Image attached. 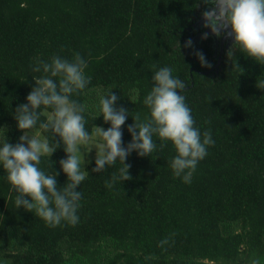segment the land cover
I'll return each mask as SVG.
<instances>
[{"label": "trees", "instance_id": "16d2710c", "mask_svg": "<svg viewBox=\"0 0 264 264\" xmlns=\"http://www.w3.org/2000/svg\"><path fill=\"white\" fill-rule=\"evenodd\" d=\"M210 7L202 0H0V142L19 143L14 113L42 75L32 71L37 62L71 60L75 53L91 77L72 97L86 106L87 130L110 127L102 115L94 117L111 91L118 97L114 106L129 112L121 126L126 147L132 117L148 113L143 100L153 74L171 67L187 83L180 94L194 127L202 139L209 130L214 141L190 183L170 167L171 143L161 148L155 136L156 151L144 157L132 151L125 161L131 179L111 188L105 182L122 164L94 173L95 160L89 161L77 187L75 226L48 227L34 212L16 208L0 167V264H264V90L256 87L264 65L239 49L229 52L232 39L213 68L220 38L196 41L206 28H195ZM40 111L44 120L51 109ZM63 148L49 157L57 188L67 182L59 164ZM40 167L49 171L46 158Z\"/></svg>", "mask_w": 264, "mask_h": 264}, {"label": "clouds", "instance_id": "9594fccd", "mask_svg": "<svg viewBox=\"0 0 264 264\" xmlns=\"http://www.w3.org/2000/svg\"><path fill=\"white\" fill-rule=\"evenodd\" d=\"M205 5H213L211 10L204 11L202 17L204 28H209L216 37L227 35L233 39L229 52L233 49L264 65V0H202ZM207 38V33L202 39ZM185 47L191 46L187 41ZM202 67H211L202 53H194ZM87 62L75 53L71 60L53 56L50 62L38 61L33 72L42 73L33 78L35 86L26 97V103L15 109L14 119L17 128L23 134L19 143L13 145L4 138L0 142V167L7 173L10 192L15 194L16 208L34 212L48 227H56L62 221L75 226L79 222L77 210L80 207L81 193L77 187L87 178L83 165L87 163L81 154V148L87 153L95 149V167L92 172L98 173L107 166L122 164L119 175L113 174L106 186L111 188L117 181L131 179L128 174L130 165L125 161L132 151L140 157L150 156L157 149L155 136L160 147L170 142L176 155L170 161V167L176 177L190 183L192 173L200 160L207 155L206 146L214 144L211 132L205 130L203 139L200 131L194 127L195 121L191 109L180 93L187 83L173 76L171 67H161L152 76L151 90L143 100L148 113L141 119L137 113L132 117L133 123L128 126L131 142L122 147L121 126L129 116L124 108H116V94L108 92L99 100V114L110 127L104 130L94 127L85 128L83 115L86 106L78 103L73 96L79 95L91 81L85 74ZM256 87L264 90V80L256 82ZM181 90V91H177ZM40 109H51L47 117L41 120ZM93 118V119H94ZM38 130L33 131L34 129ZM50 133L59 137V143H52ZM63 144L66 158L59 161L60 168L66 174L67 182L57 188V172L52 171L53 162L49 157ZM42 158L48 160L49 171L40 167ZM167 243L162 240L160 246ZM251 264H260L253 259Z\"/></svg>", "mask_w": 264, "mask_h": 264}, {"label": "water", "instance_id": "95a60500", "mask_svg": "<svg viewBox=\"0 0 264 264\" xmlns=\"http://www.w3.org/2000/svg\"><path fill=\"white\" fill-rule=\"evenodd\" d=\"M209 10H211V9H209ZM203 20H204L203 17H201L200 20L198 21L197 25L195 26V28H199L201 25H203L202 24L203 23ZM223 31H224V35H222L220 37V39H219V54L217 56V62L214 65L213 68H215L217 66V64L219 63L220 55H221V52H222V49H223V43H224V41H226V44H225L226 47L232 41V38L227 35V32L230 31V29H226V30H223ZM205 33H207L208 36H212L213 39L215 38L214 35L211 33V30L209 31L207 29H205V31L202 34H198L197 37L198 36L202 37Z\"/></svg>", "mask_w": 264, "mask_h": 264}, {"label": "rangeland", "instance_id": "374dc122", "mask_svg": "<svg viewBox=\"0 0 264 264\" xmlns=\"http://www.w3.org/2000/svg\"><path fill=\"white\" fill-rule=\"evenodd\" d=\"M212 7H214V6L212 5ZM212 7H210V9H212ZM204 23H205V21L203 20V23H202V24H204ZM201 26H203V25H201ZM206 29L210 31L209 28H206ZM207 36H208V35H207ZM199 37H200V36H198V38H199ZM200 38H202V37H200ZM200 38L197 39L196 41H199ZM192 42H193V41H192ZM45 115H46V117H47V113H46ZM103 129H104V128H103ZM93 130H94V128H93ZM104 130H106V129H104ZM33 131H36V130H33ZM81 154L84 156V160L87 161L86 164H88V162L91 161V160H95V149H94V148H93L90 152L87 153V148H83V147H82V148H81ZM86 164L83 165V168H85Z\"/></svg>", "mask_w": 264, "mask_h": 264}, {"label": "flooded vegetation", "instance_id": "af4514ba", "mask_svg": "<svg viewBox=\"0 0 264 264\" xmlns=\"http://www.w3.org/2000/svg\"><path fill=\"white\" fill-rule=\"evenodd\" d=\"M220 38V37H219Z\"/></svg>", "mask_w": 264, "mask_h": 264}]
</instances>
